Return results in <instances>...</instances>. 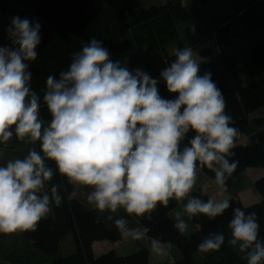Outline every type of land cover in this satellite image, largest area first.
I'll list each match as a JSON object with an SVG mask.
<instances>
[{"label": "clouds", "instance_id": "obj_1", "mask_svg": "<svg viewBox=\"0 0 264 264\" xmlns=\"http://www.w3.org/2000/svg\"><path fill=\"white\" fill-rule=\"evenodd\" d=\"M39 22L15 16L7 29L13 47L0 46V144L13 137L35 144L23 159L9 160L0 167V233L28 232L61 203L58 185L40 195L55 162L69 182L92 186L87 200L97 210L116 213L119 208L142 217L159 203L187 199L184 212L190 217L222 215L230 201H202L189 197L196 182L197 167L215 174L221 189L238 167L230 161L239 129L231 126L226 103L211 72L200 74L198 55L190 47L174 49L175 60L160 72L167 91L175 99L162 98L158 79L142 69L130 70L111 59L102 42L93 38L75 53L59 79L49 75L43 102L51 114L45 127L40 119V98L31 89L29 61L37 58L41 42ZM193 131L190 146L181 141ZM41 152L43 155H41ZM204 194V192L202 193ZM108 219H112L111 216ZM123 237L143 235L130 229L123 218L114 221ZM175 228L187 230L182 213H176ZM229 245L247 252L248 264H264V243L258 239L256 213L233 210L228 225ZM225 242L222 233L205 238L198 249L218 250ZM152 250L162 251L152 240Z\"/></svg>", "mask_w": 264, "mask_h": 264}, {"label": "trees", "instance_id": "obj_2", "mask_svg": "<svg viewBox=\"0 0 264 264\" xmlns=\"http://www.w3.org/2000/svg\"><path fill=\"white\" fill-rule=\"evenodd\" d=\"M147 0H0V46L13 47L7 29L15 16L27 18L41 25V42L36 51L35 61L27 62L28 71L32 74L31 89L40 98V119L45 127L50 123L51 114L43 102L46 91V79L53 75L59 79L61 72H66L75 53L81 51L84 44L93 38L102 42L108 49L113 61L119 60L121 66L142 68L145 72L157 77L163 68L174 60V49L186 48L179 34V25L190 20V13L181 5L183 0H167L160 6L146 8ZM205 7L219 0H190ZM253 12V10H252ZM255 14L246 17L255 18ZM217 43L229 42L232 33L226 26L214 32ZM251 64L261 73L255 82L244 86L238 65L231 55L221 56L200 66V74L211 72V78L221 90L225 103V113L233 120L231 126L239 129L234 155L230 161H238V167L226 181L225 190H232L229 199L230 207L215 218L204 214L190 217L189 222L197 226V231L185 236L175 228V220L170 213L180 202L170 199L167 207L157 204L150 213L142 217L127 214L121 207L116 213L104 211L112 219L103 221V213L96 208L88 209L71 198L73 187L67 177L62 176L52 160H45L46 166L53 170V177L45 182L46 191L51 196V188L58 185L61 196L59 206L52 207V215L42 218L35 231L19 232L21 256L15 253L8 255L9 264H26L36 259L35 264H150L147 248H140L135 253L118 257L108 252L98 257L94 255L92 245L95 242H119L122 238L114 221L123 218L130 229L139 227L147 239H157L163 245H170L178 252V257L171 264H248L247 252H242L239 244L229 245L231 230L228 225L233 218V210L242 208L246 215L256 213L260 225L258 239L264 243V176L254 184V192L261 198L259 203L245 207L237 197L243 190L245 171L248 168L264 171V117L250 118L256 111L264 107V43L247 48ZM210 51H201L200 56L207 58ZM162 98L175 99L176 95L167 91L165 83L158 84ZM13 137L7 145L0 144V149L13 151L17 148V140ZM195 135L190 131L181 141L180 150L190 146L189 141ZM247 138L245 145L238 142ZM35 149L40 151V143ZM41 155L43 153L41 152ZM213 184L215 174L206 167H197ZM88 191L92 186L82 185ZM204 192V194H202ZM189 197H198L207 201L210 197L203 189L192 192ZM187 199L181 202L187 203ZM215 233L225 236L224 244L218 250L200 251L198 245ZM73 238L75 252L69 256L60 254V243L67 235ZM6 234L0 233V244L6 240ZM18 254V253H17Z\"/></svg>", "mask_w": 264, "mask_h": 264}, {"label": "rangeland", "instance_id": "obj_3", "mask_svg": "<svg viewBox=\"0 0 264 264\" xmlns=\"http://www.w3.org/2000/svg\"><path fill=\"white\" fill-rule=\"evenodd\" d=\"M166 1L167 0H147L143 1V5L146 8L150 6H160L165 4ZM181 5L188 11V13H190L191 16L188 22L179 25V34L181 40L185 44V47H190L193 52L198 55L197 59L200 62V66L221 56L231 55L234 57L238 65L244 86H248L249 78L247 65L251 62L248 56L247 48L255 44L264 43V0H219L205 7H201L190 0H183ZM252 14H255L256 17L247 20L246 17L252 16ZM223 26H226L232 33L233 39L229 42L219 44L215 41L213 35L218 28ZM201 51H210L211 55L207 58H203L200 56ZM129 69L135 70L137 68ZM150 75L153 78L158 79V84L163 83V80L160 78V76L157 77L153 74ZM45 125L46 124H44V126ZM16 140L17 149H20L19 152L14 153L12 151L10 152L8 150L0 149V167L6 166L9 160L25 158L28 154V151L32 148H35L36 145L40 143L39 141L35 144L29 143L27 142V138L22 141L16 137ZM208 183L212 182L202 172L196 170V182L192 190L196 191L198 189H203L205 192L210 193L212 191L207 187ZM70 184L73 187L71 194L72 199L80 202L88 209L95 208L93 205L89 204L87 200V197L91 191L83 188L81 184L71 182ZM44 193H47L46 185L39 194L43 195ZM224 193L227 194V192ZM181 202L173 211L171 216L173 220H175L176 213H182V218L187 223L188 229V226L191 224L183 211ZM53 206H56L54 202L50 205L51 211L46 216L52 215ZM107 218V213L103 212L100 215V219L103 221H106ZM135 231L140 232L139 230ZM185 232H187V230ZM18 234L19 231L6 234L7 238L0 246V258L5 255H9L10 253H15L17 256H21V251L17 250L16 248L19 241ZM128 240L129 239L127 237H123L119 242L116 243L107 241L95 242L92 246L94 255L98 257L108 252H114L116 256L123 257L135 253L140 248H147L150 254V264H168L166 261H169L173 257L172 253L169 252V245L161 244L162 251L160 254H157L152 250V241L145 238L143 235L139 239L131 238V241H134L131 244H128ZM2 249H4V251ZM74 252L75 248L73 244V238L69 234L60 243V254L62 256H69ZM35 260L36 259H32L31 261L26 262V264H35Z\"/></svg>", "mask_w": 264, "mask_h": 264}, {"label": "crops", "instance_id": "obj_4", "mask_svg": "<svg viewBox=\"0 0 264 264\" xmlns=\"http://www.w3.org/2000/svg\"><path fill=\"white\" fill-rule=\"evenodd\" d=\"M247 72H248L249 84L255 82L256 80H258L261 77L260 71H258L251 63H248V65H247ZM261 117H264V107L261 108L260 110L256 111L255 113H253L250 116V118H261ZM246 143H247V138L244 137V136L238 142V144H240V145H245ZM19 151H20V149L18 150L16 148L12 152L15 153V152H19ZM245 176H246V179H245V183L243 185V190L241 192L237 193V197L240 200V202L245 207H247V206L259 203L261 201V198L254 192L253 187H254L255 182L258 179H260V178H262L264 176V171L262 169L248 168L245 171ZM207 187L212 191L210 193L206 192L207 195L211 199L216 200L217 202H219V201H221L223 199H228L229 200L233 196L232 190H225V189L218 188L215 185H213L212 183H208ZM192 192H194V190H191L189 195ZM224 192H227V194L224 193ZM172 214H173V211L170 213V215H172ZM197 229H198L197 226H194V225L191 224V225L188 226L187 232L182 233V234L185 235V236H188V235H191L192 233L196 232ZM134 230H139L141 233H143V236L145 237L144 231L142 229H140L139 227H136ZM122 238H123V236H122ZM127 238L129 239L128 240V244H131V243L134 242V241H131L130 237H127ZM3 243H1L0 246ZM20 247H21V241L19 239V241L17 243V246H16L17 250L20 249ZM168 248H169V252L172 253L173 257L169 261H166V262L168 264H171L178 257V252H177V250L174 247H172L170 245H169ZM2 250L4 251V249H2ZM202 254H204V252H200V254H198V256L201 257ZM7 257H8V255H5L2 258H0V264H9Z\"/></svg>", "mask_w": 264, "mask_h": 264}]
</instances>
